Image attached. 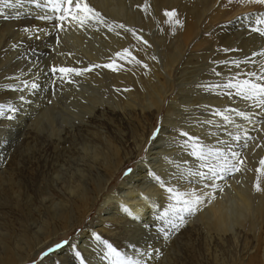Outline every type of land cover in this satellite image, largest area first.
I'll return each instance as SVG.
<instances>
[{"label":"bare ground","instance_id":"obj_1","mask_svg":"<svg viewBox=\"0 0 264 264\" xmlns=\"http://www.w3.org/2000/svg\"><path fill=\"white\" fill-rule=\"evenodd\" d=\"M119 2L121 7H124V0H119ZM143 2L144 0H134L133 8L129 13L127 12L124 15V19L129 28L134 29L138 35L143 36V38L148 41L147 46L150 45L149 47H151L155 53V60L152 59L153 56L150 55L149 52L145 54L143 59H140V47L144 44L138 41L134 36L127 40L119 36L112 38L111 43L115 48L120 49L128 44L130 52L141 61V64L137 65L134 62L127 63L117 60L118 70L112 71L105 68L111 83H116L119 90L109 89V87H107L108 90L105 89V85H107V76L100 73L97 69H93L91 72L85 73L82 76L72 75L71 79L74 82L72 84L64 83L60 81L57 76L49 72V68L55 65V60L46 61L44 66V69H46L45 72L30 73L29 78L31 80L36 78L37 82L40 84V88L31 93L32 98L28 101L29 110H24L23 114H21V117L18 119L20 121L19 126H15L14 131L10 133L6 140V144L0 150V264H29L28 262L34 254L40 253L50 246H54V244L59 241L57 240L58 235L65 233L66 236L69 230H77L86 218L90 216L92 209L96 207L100 198L103 196L105 197L102 201L104 203L99 205L100 208L98 210L101 215L99 218L103 221H101V224H104L105 220L101 218L102 214L108 212L110 207H119L120 209H122V207H127L129 211L133 213V216L123 215L121 217L112 218V222L114 223L113 227L104 224L101 232L108 235L111 239V237L115 235L114 232L116 230L120 231L122 239L116 242V245L119 246L117 249L133 256L135 259L142 260L143 264H203L201 261L204 255L207 257L210 255L207 254L210 249L209 247H211L213 250L212 252H214V254L211 252L212 257H209L210 260H212V264H264V175L260 177L261 190L256 191V195L260 198V203L252 210L255 218L253 219L252 216L246 225V230L254 233L252 238H255V244L253 246V243L249 241L250 239L247 236L244 240L245 245L241 250L239 259L228 262L223 258V236L229 231L231 225L235 223L234 221L237 223L238 221L234 220L233 223H230L222 214L224 210L223 206L217 205L207 207L208 203L204 206L203 203L205 202L203 201V205L199 207L195 215L189 216L186 219L187 223H192L191 228L184 224L175 235H171L168 239H165L164 234L159 231V228L164 226L163 221L158 220L157 216L168 209V205L171 201H167L162 195L159 197L156 196L155 188L152 189L149 186V188L146 189L147 191L144 192L146 193L147 199H145L143 192L139 194L136 193V191L141 189L140 186L143 187V185L148 182L144 181V179L148 177H144V175L141 174L139 178L138 176H133L129 180L124 181L122 188L114 193L115 196L111 197L105 194L109 190L114 179L120 173L122 167L128 162H126V158L128 157L127 154L122 153L119 147L120 144H118L120 142H117L115 139L108 138L105 141L102 139L101 135H93L89 132L92 142L87 143L88 145L86 143V145H84L83 143L80 151L76 152L74 157L73 155L69 156L71 152L66 153L68 156H63V164L58 166V168L54 166L51 171L48 170L46 173L33 174L32 177L29 178L31 183L29 185L25 184V187L20 179L17 181L14 178L15 174L12 169H4L3 164L7 159L6 154L8 146L11 145L14 147L16 143L22 140L21 137L26 133V129L30 126L37 127L38 121L47 123V127L44 125L43 127L40 126V130H46L47 133L49 132L50 135L54 136L53 143H55L57 151L61 147L60 143H63L65 138L61 135V129L52 125L53 122L59 120L65 125L73 124L74 122H78L79 125L80 123H85L87 121V116L95 112L96 105H99L104 97L110 99L115 97L117 99V97H119L120 109L122 113L127 115L129 113H135L137 100L142 109L140 113L144 116L150 112L151 108H154L157 113H160L163 103L166 100V95L170 92L179 94L176 90V84L172 82L171 78L174 73L182 76L183 73L186 72V67L184 69H182V67L187 64L190 65L191 63L189 59L184 60L183 54L188 43L193 40L198 32L200 14L190 6L188 0H148L151 5L152 13L149 15L148 13L141 12L137 7V5L143 4ZM91 3L97 10H104V7L96 0H91ZM173 8L178 11L179 18L183 21L182 28L174 29L164 22L167 18L164 17L163 12ZM2 11L5 12L4 9ZM19 13V18L7 20L4 19V14L0 15V74L1 68L9 64L12 54L18 47L16 46L13 48L10 46V42L23 39L22 37L32 29L52 30L54 25L53 21L39 24V20H30L32 18L29 19L28 17L34 16H28L30 12L29 10L27 11L26 8L19 9ZM24 14L27 15L23 16ZM260 14V12H256L250 14V16H245L243 19L237 18L239 20L232 23L231 26L228 25L223 27L221 31L225 34V38L221 45L225 46L228 42H232V40L235 42L234 37H236V40L239 39L241 31L240 33L237 30L235 31L233 28L234 24H238V26L240 25L244 28H250V26L253 25L254 19ZM26 17L28 19H25ZM226 17L228 16L225 15L223 18ZM26 28L28 32L24 31ZM250 36L251 37H246V39L237 41L238 43L235 44L236 46L234 45L235 48L232 47V49H235V51H231V55H233L232 60H237V54H239L238 59H243V57L250 52H259L261 49H264V40L258 39V37L253 34ZM108 38V36L105 37V41L109 43ZM169 38H174L175 41H171ZM6 40H9V43H6ZM259 40L263 41V45ZM18 43L19 42H17V44ZM20 43V46H25L27 40H22ZM28 44L32 47L31 43ZM44 44L45 42L42 45L44 46ZM194 58L196 59H194L195 62L199 63L210 57L206 53H200L194 54ZM63 62H69L73 65L76 63L74 59L68 58L65 60L63 59ZM142 65H147V67L145 68ZM85 66H87V64H84V67ZM219 70L228 75L229 72H234L236 68L232 65L229 69L220 68ZM201 76L209 79L214 78L205 73L201 74ZM15 77H19L20 80L29 79H27L24 73L4 76L0 81V103H13L14 101L16 102V100L13 101L12 98L19 97L20 93L18 91H14L13 88L8 87L9 84L23 87ZM200 78L201 77H199V79ZM54 80L55 83H53ZM121 84L125 86H120ZM180 85L181 83L177 85L178 89ZM121 89H123V93ZM125 99H127V101H124ZM180 100L182 102V97ZM216 102L217 101L212 104L218 106L221 105L222 101H218V105ZM243 104H245V102H243ZM174 105L175 100H171L169 103L168 117L175 109L173 107ZM209 105L211 104L209 103ZM203 106L205 105L203 104ZM35 109L37 111L32 113V110ZM168 117L164 120L165 127L166 124H169L167 120ZM138 123L142 130V123L140 121ZM118 134L123 136L121 131L118 132ZM138 134L137 129L132 131V135H134L136 139L141 136ZM167 134L168 131L161 130V135L157 142L161 144ZM47 137L50 136L48 135ZM70 140L72 139H69V141ZM87 141L89 142V140ZM71 142L74 143L73 141ZM83 142H85V140ZM136 143H138V140ZM26 148L27 151L33 152L36 150L34 147L29 146V144H27ZM171 148L172 147L169 149ZM160 149L161 150L157 154L160 155L159 159L155 161L153 157L152 162H155L152 165L150 164L151 167H154L156 164L159 165L154 168L150 167V170L156 171L158 167L162 169L164 166L163 158L167 156V149L164 148L163 145ZM171 151L176 152V150ZM168 152H170V150H168ZM63 154L65 155L64 152ZM47 163H50L49 160ZM160 171L161 170L156 172L159 174ZM163 181L166 186L170 185L168 181ZM176 182L177 181L173 182L172 185L176 184ZM50 186L56 192V197H53L54 193L51 192ZM179 188L181 192L191 191L189 189L190 187L188 188L187 185H180ZM124 189L127 190L124 191ZM28 191L35 193L37 197H42V201H47V205H45L42 214L35 208L36 204L32 197L28 196ZM154 196L156 198H154ZM120 197L126 200L121 202L119 200ZM111 199H115L116 201H111ZM241 204L245 209L249 208L251 206L250 196L245 195L241 198ZM5 207H10L11 210L15 211V214L9 216L4 213ZM34 214H39V219H36ZM136 215L140 216L141 219L135 220L133 217ZM241 217L242 214L240 215V218ZM92 231L91 229L81 234L82 238H80V242L78 243L81 249L84 250L83 254L87 255L88 261H92V264H108L107 261L101 262L99 257H97L99 250L97 249L96 242H89L88 234ZM213 234L216 236L222 234V236H218L220 238L214 240ZM193 235H196L194 237H198L201 240V248L195 247ZM200 237H203V239ZM137 249L140 253L147 252V255H136ZM219 251H221L222 254L219 255ZM58 254L59 257L55 256L57 254L49 256L45 264H57V262L74 264L72 257H70L72 253L68 251L67 248L63 251H59ZM53 259L57 260V262H52Z\"/></svg>","mask_w":264,"mask_h":264},{"label":"rangeland","instance_id":"obj_2","mask_svg":"<svg viewBox=\"0 0 264 264\" xmlns=\"http://www.w3.org/2000/svg\"><path fill=\"white\" fill-rule=\"evenodd\" d=\"M96 1L104 7V10L103 9H99V10L96 9V10L101 12V14L109 22L123 23L128 27V25L125 22L124 15L127 12L129 13L131 11V9L133 8L134 0H124V7H121L119 0H96ZM188 1L190 3V6L193 7L195 10H197L200 14L198 32L191 41L192 43L191 42L188 43L187 48L183 54L184 60L189 59L191 63L190 65L187 64L182 67V69L186 67L185 69L186 72H184L182 76L176 75V73L172 75L171 78L172 82H175L176 90L178 91L179 94L170 92L168 95H166V100L163 103V107L160 113H157V111L154 108H151L148 114H145L144 116L141 115L140 111L142 109L140 107V103H138L136 100L137 108L135 107L136 109L134 111L135 113H129L127 115L125 113H122V110L120 109V102L118 101L119 97H117V99L116 97L113 99L104 97L103 100L100 101V104L96 105L97 107L95 109V112L87 116L86 118L87 121L85 123H80L79 125L78 122H74L73 124L65 125L62 124L59 120L53 122L52 125L54 127H59V129H61L62 137L65 138V141L63 143H60L61 144L60 149L56 151L55 143H53L54 136L50 135L49 132L48 134L46 130H42V131L40 130V126L43 127L44 125L45 127H47V123L38 121V126L28 127L26 129V133L21 137L22 140L20 139L21 141L16 143L14 147H12L11 145L8 146V151L6 154L7 159L5 160L3 166L4 169L7 170L12 169V171L15 174L14 178L17 181H19L20 179L24 184L23 186L25 187V184L29 185L31 183V181H29V178H31L33 174H41L42 172L46 173L48 172V170L51 171L52 167L54 166L58 168V166H61L63 164V160H64L63 156H68V154L66 153L71 152L69 156L73 155L74 157L75 153L80 151V148L83 146V143L84 145H86L87 143L92 142L90 138L91 134H89L90 132L93 135L94 134L101 135L102 139L105 141L109 138V139H115L117 142H120L118 143L120 144V146L119 145L118 146L121 148L122 153L123 154L126 153L128 156L126 158V162L127 161L128 162L126 163V165H124V167H122L120 173L114 179L112 185L105 194L110 195L111 197L115 196L114 193L118 192V190L122 188V185L124 184L125 180H129L133 176L134 177L138 176L139 178V175L141 174L144 175V177H148L144 179V181H148V182L144 184L143 187L140 186L141 191L140 190L136 191L137 194L142 192L144 193L147 191L146 189L151 187L152 189L155 188L156 190L155 193L157 194L156 196L159 197L162 195L165 197L167 201H170L168 199L169 193H167L164 189H161L159 185L156 184L148 176L146 171L148 167H149L148 170H150L151 165L156 160L159 159L160 155L157 154L161 150L160 148H162L163 145V147L167 149L166 151L167 156L163 158L164 159L163 167L165 168L162 167L161 169V167H158L156 169V171L161 170L159 172L161 179L168 181L170 184L169 186L175 187L178 191L181 190L179 188L180 185H187L188 188L190 187L189 188L190 190H192L193 188L197 189L198 194L202 195L203 201L205 202L203 203L204 206L207 203H208L207 207H212L217 205L223 206L224 210L222 214L230 221V223H233L234 220L238 221L239 224L236 221H234L235 222L233 223L234 225L232 224L233 226L231 225L229 231H227L223 236V244H224L223 258L225 259V261L230 262L239 259L241 250L245 245L244 240L245 238H247V236L250 239L249 241L253 243V246L255 244V238L254 239L252 238L254 233L253 232L251 233V231L246 230L247 228L246 225L249 219L252 218V216L253 219L255 218L252 213V210L255 206H257L260 203V198L256 195V190L254 189L253 184L256 182V178H257V173L255 170L257 167H259L260 159L264 158V116L259 114L260 110L250 106L251 102L246 103L245 101H242L240 98L235 96H233L232 99H229L227 95H217L216 92L206 91L203 88L198 87V85H202L204 83L223 84L237 71L241 70L240 72L243 73V72H248L249 70H255V71L259 70L257 66H259V64L261 63H264V57H253L252 59L255 61V64H245V65L243 64V66L241 65L242 67L240 69H236L234 72L231 71L228 73V75H226V73L222 72L219 69L220 68L229 69L230 67H232V65L231 64L225 65L216 62L223 60L232 61L233 55H231V51H224L223 49H232V47L235 48L236 46L235 44L238 43L237 41L241 39H246V37H251L250 35L253 34L254 36H257L258 39L264 40L263 39L264 37H261L258 34L250 31L253 25H251L250 28L248 27L244 28L240 25L238 26V24H234L233 28L235 29V31L237 30L239 33L241 31V35L239 39L236 40V37L233 36L235 42H233L234 40H232L233 43L228 42L227 45L225 46L221 45L223 39L225 38V34L221 31L223 27H226L228 25L231 26L232 23L236 22L240 18L243 19L245 16H250V14L252 13L253 14L256 12L264 13V5L241 3L239 2V0H231V2H229V0H216V2L215 0H188ZM12 2L14 3L15 0H12ZM89 2L91 6H93L91 0H89ZM1 8H3L5 12L2 11L3 9ZM22 8H26L27 11L29 10L30 13H28V16L29 15L34 16V17H28L29 19L32 18L30 19L32 21L38 20L36 19V16L39 14H51V13H47L46 9L42 10V9L34 8V6L28 3L27 0H22V6L17 8H5L3 4V0H0V12L2 11V13L4 14L3 16L6 15L14 16L16 14L15 12H19V9ZM26 15L27 14H24L23 16ZM225 15H227L228 17L223 18ZM28 18L26 17L25 19ZM42 22H50V21L39 20L38 23L42 24ZM245 31H247L248 33ZM117 32H119L120 35H117L116 34ZM37 35H39L40 37L39 39L35 38ZM107 36L109 37L108 38L109 43L105 41V37ZM116 36H119L125 40L132 37L131 33H126L122 29H116L112 32H109L107 28L100 27L99 25L85 26L83 29L68 24L64 26V30H57L54 27V25L52 27V30L46 29L43 31H33L32 29L22 37L23 39H19V41L15 40L9 43V40H6L7 41L6 43H9L10 46L15 44L16 46H18L17 47L18 49L16 48V51L12 54L9 64L1 68L0 81L6 75L13 76L16 74L24 73L28 79L30 77V73H38L43 71L45 72L46 69H44L45 68L44 66L46 64V61L48 60H55L56 66H67V67L73 66L75 68H81V69L97 64L103 65L105 63L110 62V59L115 57V53L121 51L123 48H128L130 50L128 44L120 49L115 48L114 45L111 43V40ZM22 40H27L25 46H20L21 45L20 42ZM57 40L59 42H57ZM169 40L175 41L174 38H169ZM261 40L259 41L262 44L263 41ZM17 42L19 43L17 44ZM44 42L45 44L43 46L42 44ZM28 43H31L32 47H30V44ZM147 52H149V54L152 55L153 57L155 56V53L153 52L151 47L147 45H143L140 47V56H139L140 59H143V57ZM200 53H206L209 55L210 58L199 63L195 62L196 59L194 58V54H200ZM251 53L252 52H250L248 55L245 56H250ZM236 56H237L236 58L237 60H244L245 58L244 56L243 59H238L239 54H237ZM67 58L74 59L76 63H74L73 65L72 63L70 64L69 62L67 63L63 62V59L65 60ZM84 64H87V66L84 67ZM213 68L221 72V75L219 77L213 73L212 71ZM29 69H31V71H29ZM94 69H97L100 73L107 76L106 79L107 85H105V89L108 90L107 87H109V89L112 88L115 90H119L117 88L116 83L115 84L111 83L110 77H108L105 68L99 67ZM204 73L209 74L214 78L212 79L203 78L201 74ZM199 77H201L200 78L201 80L199 79ZM28 80L30 81L31 79L29 78ZM179 83H181V85L178 89L177 85ZM120 86H125V85L121 84ZM219 91L220 90L217 89V92ZM26 92L27 91H25L23 94L25 95L27 100L25 99V101L23 102L21 101L22 103L19 102L20 100L18 96L12 98L13 101L16 100V102L14 101L13 104H16L17 107L20 108V111L16 113L15 119L9 121L5 117H0V150L6 144V140L8 139L10 133L14 131L15 126L16 125L19 126L20 121L18 119L21 117V114H23L24 110L25 111L29 110L28 101L31 100L32 95L31 93L28 92L26 93ZM121 92L123 93V89H121ZM196 94L198 97L196 96ZM115 95L117 96L116 93ZM181 97H182V102L180 100ZM214 99L215 101H217L216 102L217 105H218V101H222L221 105L218 106L213 105L212 103L215 102ZM171 100H175V105L173 106L175 109L172 111V113H170L168 117L169 103L171 102ZM124 101H127V99H125ZM243 102H245V104H243ZM209 103L211 105H209ZM203 104L205 106L207 105L208 107L205 108ZM226 107L227 108L238 107L239 110L244 111L249 116H251V119L245 120L233 115L232 119L234 123L228 125L222 124L221 118L212 116L211 113L216 109L223 110ZM36 111H37L36 109L32 110V113H35ZM167 117L169 124H166L165 127L164 120ZM207 118L213 119L216 122V125H219V127H216L215 125H204L203 127H201L200 124L197 123V121H202ZM139 121L143 125L142 130L139 127V123H138ZM157 128L168 131V134L161 142V144H159L157 140L155 141V143H151L149 139L153 131H155ZM134 129H137L139 133L138 135H141L138 139H136L135 136L132 135V131ZM186 130L192 132L190 133L192 135L200 136L202 142L210 143L213 147H223L226 150V145L231 144L232 149L240 153V159L244 160V164L241 166V171L235 174L226 175L223 179H216L214 181L215 187H211V186L205 187L204 186L205 183H209L207 181H200L197 184L196 180L194 179L180 181L179 183L176 182V184L172 185V183L175 181L171 180L170 177L177 172V169L176 166L172 163H169V161L174 160L177 163L181 164L182 165L181 170L187 167H193L194 158L190 157L187 152L178 151V145L174 143L175 141L182 140V138L178 135V133L180 131H186ZM91 131H94L95 133ZM120 131L123 136H120L118 134V132ZM79 132L81 133V135ZM208 132H215L216 137H210L208 135ZM245 132H247V135L250 136L251 139H247V140L244 139ZM230 133L239 134L241 136V140L239 142L232 141ZM48 135L50 137H47ZM66 136L69 137L67 138ZM84 138L89 140V142ZM69 139L72 140L69 141ZM217 139L224 140L226 144L225 145L217 144L216 143ZM84 140L85 142H83ZM137 140L138 143H136ZM71 141H73L74 143H72ZM245 143L247 144V147L244 146ZM27 144H29V146L34 147L36 150L33 152L27 151L26 148ZM146 147L149 149L151 160L153 159V157L155 158V161L152 162L151 165L147 163V160L149 159V155L146 154L144 151ZM170 147L172 148L169 149ZM168 150H170V152H168ZM171 150L174 151L176 150V152H173ZM63 152L65 153V155L63 154ZM142 157L144 158L143 161H142ZM48 160L50 163H47ZM184 160H188L187 165H184L183 163ZM158 165L159 164H156L155 166ZM154 167L152 166L151 168ZM129 168H131L133 171L126 176L125 172ZM50 189L52 190L51 192L54 193L53 197H56V192L53 190V188H51V186ZM126 190L127 189H124V191ZM245 195L250 196L251 198V206L247 209H245V207H243L241 204V198H243ZM28 196L32 197L34 203L36 204L35 208H37V210H39L40 213L42 214V212H44L43 210L45 205H47L46 203L47 201H42V197H37L35 193L31 191H28ZM144 196L146 197V193H144ZM104 198H105L104 196L100 198V201L98 202L96 207L92 209L90 216L86 218V220L77 230L75 231L69 230L66 236L65 233L60 234L58 235L57 240L61 241L65 238L71 237L72 239L78 240V242H80V238H82L81 234L86 233L88 230L92 229L97 233H100L102 235V238L108 239V241L112 243L114 247L119 248V246L116 245V242L122 239L121 232L116 230L114 232L115 235L110 239L108 235L101 232V230L103 229L104 224L113 227L114 223L112 222V218L121 217L123 215L127 216V214L124 213L122 209H120L119 207H110L108 212L102 214L101 218H104L105 220H104V224H101L102 220H100L99 218V216L101 215H100V211L98 210L100 208L99 205L100 204L102 205L104 203L102 202ZM154 198L156 197L154 196ZM119 200L122 202L125 201L126 199L120 197ZM111 201L115 202L116 200L111 199ZM3 212L9 216H13L15 214V211L11 210L10 207H5ZM241 214L242 217L240 218ZM34 217L36 219H39V214H34ZM186 223L185 225L191 228L192 223H187V224ZM194 236L196 235H193L195 247L197 246L201 248V240L198 237H194ZM218 236H222V234L217 236L214 235V240L216 238H220ZM200 238L203 239V237ZM97 247H98L97 249L99 250L98 245ZM209 248L210 249L207 252V254L210 255H208V257L204 255V258H202L203 260L201 261L203 262V264L204 262L205 264H209V262L210 264H212L211 263L212 260H210V258L212 257L211 252L213 250L211 249V247ZM46 250L47 249L43 250L40 253L38 252L34 254L28 263L41 264V260L44 259L41 254ZM212 253L214 254V252ZM218 254L220 255L222 254V252L219 251ZM49 256H54V254H50ZM55 256L59 257V254ZM70 257H72V254L70 255ZM97 257H99L98 254ZM55 261L57 262V260L55 259L52 260V262ZM89 263L92 264L93 262L88 261V264ZM57 264H64V263L57 262Z\"/></svg>","mask_w":264,"mask_h":264},{"label":"snow or ice","instance_id":"obj_3","mask_svg":"<svg viewBox=\"0 0 264 264\" xmlns=\"http://www.w3.org/2000/svg\"><path fill=\"white\" fill-rule=\"evenodd\" d=\"M28 3L32 4L34 8L46 9L47 13L51 14H39L36 19L42 21H53L54 27L57 30H64L66 24L73 25L77 28L83 29L85 26L99 25L100 27L107 28L109 32L116 29H122L126 33H131L138 41L144 45H148V41L143 38V36L138 35L137 32L127 27L123 23L109 22L101 12L97 11L95 7L91 6L89 0H27ZM231 2V0H229ZM241 3H249L256 5H264V0H239ZM5 8H17L22 6V0H3ZM141 12L148 13L151 15V5L148 0H144L143 4L137 5ZM0 15H3L0 12ZM20 15L16 12L14 16H4V19H16ZM164 17L167 19L164 21L169 24L172 28H182L183 21L179 18L178 11L173 8L171 10H165L163 12ZM98 30V29H97ZM28 32V29H24ZM33 31H43L42 29H33ZM251 32L264 37V13H261L253 21V26L250 29ZM120 35L119 32L116 33ZM39 39V35L35 37ZM57 42H59L57 40ZM150 46V45H149ZM13 48L16 45H12ZM224 51H235V49H223ZM253 57H264V49L259 52L253 51L250 56H245L244 60H232V61H217L216 63L221 64H231L236 69H240L242 64H255ZM155 60V57H152ZM117 60L125 61L127 63L141 64V61L134 56L128 48H123L121 51L115 53V57L110 59V62L103 65H92L86 68H75L67 66H56L53 65L49 68V72L57 76V78L68 84H72L74 81L71 79L72 75L82 76L85 73L91 72L94 68H107L112 71L118 70ZM147 67V65H142ZM258 71L249 70L248 72L237 71L233 76H231L223 84H202L198 87L203 88L209 92H216L217 95H227L229 99L233 96L240 98L245 102H251L250 106L260 110V115L264 116V63L258 66ZM31 71V69H29ZM216 76H220L221 72L217 71L215 68L212 69ZM19 80L23 87H19L15 84H9L8 87L13 88L14 91L20 93L19 100L25 101L26 97L23 94L25 91L32 93L40 88V84L37 79L34 78L29 80H20L19 77H15ZM55 83V80L53 81ZM217 89L220 91L217 92ZM230 90V91H226ZM208 106L206 105L205 108ZM20 111V108L13 103H0V117H5L7 120L11 121L15 119L16 113ZM212 116L220 117L222 124H232L234 123L232 117L233 115L240 117L245 120H250L249 116L244 111L238 109V107L224 108L223 110L216 109L213 111ZM201 127L204 125H216V122L207 118L202 121H197ZM161 129L157 128L153 131L150 139L151 143H155L159 139ZM178 135L182 140L175 141L174 143L178 145V151L187 152L190 157L194 158L193 167H187L181 170L182 165L176 161H169L176 166L177 172L174 173L170 179L175 180L178 183L185 180H196L197 184L200 181H207L205 187H215L214 181L216 179H223L226 175L235 174L241 171V166L244 164V160L240 159V153L232 149L231 144L226 145V150L223 147H213L210 143H204L201 137L198 135H192L189 131H180ZM210 137H216L215 132H208ZM231 140L234 142H239L241 136L239 134H231ZM244 139H251L244 133ZM216 143L219 145H225L224 140L217 139ZM247 147V144H244ZM145 153L149 155L147 160L148 164H152L150 158L149 149L146 147L144 149ZM142 157V161H143ZM184 165L188 164V160L183 161ZM206 169V171H205ZM133 170L129 168L125 175H129ZM148 176L159 185L161 189H164L169 193L168 199L171 203L168 205V209L157 216V219L163 221L164 226L159 228V231L164 234V238L168 239L171 235H175L186 223V217L195 215L199 210L200 205L203 203L202 195L198 194L197 190L193 188L188 192L178 191L175 187L166 186L165 182L161 179V176L157 174L155 170L146 169ZM257 178L253 187L256 191L261 190L260 177L264 175V158L259 161V167L256 168ZM147 199V197H145ZM122 211L127 214V216H133V213L129 211L127 207H122ZM135 220H140L141 217L136 215L133 217ZM79 231V230H78ZM89 242L95 241L96 245L99 246L98 256L101 262L107 261L108 264H143L142 260L135 259L133 256L127 253L119 251L112 243L106 238H102L100 233L92 231L88 234ZM67 248L68 251L72 253V260L74 264H88L87 255L83 254L84 250L81 249L78 240H74L71 237L65 238L54 246H50L41 255L44 259L41 260V264H45L46 259L50 254H58L59 251H63ZM136 255L142 256L147 255V252L140 253L136 250ZM158 255V252H157Z\"/></svg>","mask_w":264,"mask_h":264}]
</instances>
